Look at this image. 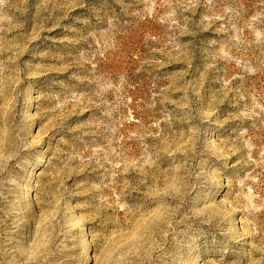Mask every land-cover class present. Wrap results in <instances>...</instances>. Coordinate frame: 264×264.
<instances>
[{
  "label": "rangeland",
  "instance_id": "rangeland-1",
  "mask_svg": "<svg viewBox=\"0 0 264 264\" xmlns=\"http://www.w3.org/2000/svg\"><path fill=\"white\" fill-rule=\"evenodd\" d=\"M0 264H264V0H0Z\"/></svg>",
  "mask_w": 264,
  "mask_h": 264
}]
</instances>
